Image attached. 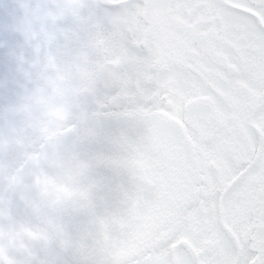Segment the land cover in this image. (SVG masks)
Masks as SVG:
<instances>
[{
    "label": "snow or ice",
    "instance_id": "obj_1",
    "mask_svg": "<svg viewBox=\"0 0 264 264\" xmlns=\"http://www.w3.org/2000/svg\"><path fill=\"white\" fill-rule=\"evenodd\" d=\"M0 264H264V0H0Z\"/></svg>",
    "mask_w": 264,
    "mask_h": 264
}]
</instances>
